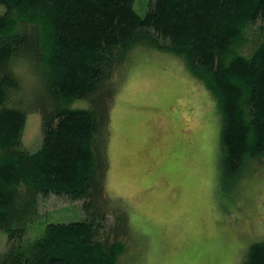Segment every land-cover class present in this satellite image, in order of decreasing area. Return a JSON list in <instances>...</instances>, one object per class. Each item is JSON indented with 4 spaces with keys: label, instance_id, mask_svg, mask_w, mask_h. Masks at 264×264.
I'll return each mask as SVG.
<instances>
[{
    "label": "trees",
    "instance_id": "1",
    "mask_svg": "<svg viewBox=\"0 0 264 264\" xmlns=\"http://www.w3.org/2000/svg\"><path fill=\"white\" fill-rule=\"evenodd\" d=\"M0 0V264H119L127 213L106 193L112 105L138 53L180 58L221 118L223 177L264 157V0ZM41 145L25 149L26 113ZM80 202L82 218L48 222L39 201ZM2 236V235H1ZM246 264H264V242Z\"/></svg>",
    "mask_w": 264,
    "mask_h": 264
},
{
    "label": "rangeland",
    "instance_id": "2",
    "mask_svg": "<svg viewBox=\"0 0 264 264\" xmlns=\"http://www.w3.org/2000/svg\"><path fill=\"white\" fill-rule=\"evenodd\" d=\"M150 0H135L144 15ZM122 75L109 123L106 193L127 213L130 247L119 264H246L264 242V157L231 178L221 171V118L184 62L138 53ZM40 115L26 113L22 142L41 145ZM80 202L51 194L28 231L82 218ZM2 235V236H1ZM5 234L0 231V252Z\"/></svg>",
    "mask_w": 264,
    "mask_h": 264
}]
</instances>
